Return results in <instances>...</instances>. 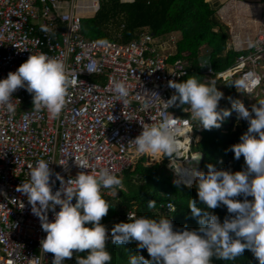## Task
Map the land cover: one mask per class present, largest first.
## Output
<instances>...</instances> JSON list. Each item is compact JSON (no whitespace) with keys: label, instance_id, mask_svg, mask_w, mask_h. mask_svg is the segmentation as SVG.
Masks as SVG:
<instances>
[{"label":"built area","instance_id":"obj_1","mask_svg":"<svg viewBox=\"0 0 264 264\" xmlns=\"http://www.w3.org/2000/svg\"><path fill=\"white\" fill-rule=\"evenodd\" d=\"M90 3L0 0V79L15 71L29 55L45 53L63 61L68 81L65 105L55 119L49 118L45 109L33 108L32 96L25 88L11 94L13 112L0 105V264H52L54 254L41 249L46 233L40 220L31 212L26 196L16 191L28 180L29 164L34 166L40 159L49 162L53 193L61 187L55 173L67 182L75 177L73 173L107 168L121 179L133 164L136 150L129 142L142 131V124L158 125L170 118L176 119L174 127L182 129L177 134L175 157H168L166 163V168L173 166L167 170L176 182L185 184L176 164L185 167L187 161L200 157L191 147L195 148L203 127L192 117L189 106L173 104L164 110L160 101H167L175 92L168 82H180L188 73L183 59H173L177 34L157 38L145 32L128 43L86 39L81 34V19L83 13L89 16L97 10L98 0L92 11L86 10ZM251 42L253 46L246 49L234 43L232 49L243 53L233 66L220 72L213 71L207 52L201 50L197 58L203 82L221 84L229 77L236 100L248 109L263 93L264 28ZM248 72L255 73L258 82L246 80L243 87H235ZM117 81L128 89L127 103L116 98L113 86ZM92 85L95 87L89 91ZM146 91L158 93L159 98L138 95ZM197 154L198 159H193ZM80 159L86 161L87 169L76 165ZM193 167L192 171H199ZM194 178L192 175L190 181ZM121 187L114 186V191L101 187L100 193L113 196ZM169 203L174 205L168 201V211ZM55 210L59 211L58 205ZM48 218L53 220L51 210ZM72 251V257L64 259H72L77 253Z\"/></svg>","mask_w":264,"mask_h":264},{"label":"clouds","instance_id":"obj_2","mask_svg":"<svg viewBox=\"0 0 264 264\" xmlns=\"http://www.w3.org/2000/svg\"><path fill=\"white\" fill-rule=\"evenodd\" d=\"M252 46L253 42L249 41V47ZM246 80L257 83L259 77L248 72L234 86L243 87ZM67 86L62 60L45 53L31 54L15 71L0 79V105L13 112L11 94L17 88H25L32 96L33 108L45 109L49 118L55 119L65 105ZM168 86L175 92L167 101L160 100L162 108L166 110L177 101L179 105L187 104L192 117L206 130L219 128L220 121L230 114L228 109L217 110L223 93L214 82L202 83L192 75L183 82L169 81ZM94 87L90 86L89 91ZM113 91L117 100L127 103L128 89L122 82H114ZM138 95L159 98L156 92ZM230 103L237 118L245 119L248 127L240 136V142L230 145L227 150L234 153L235 159L243 155L246 171L216 170L208 164L206 173L192 172L198 200L205 206L201 208L195 200L188 201L187 207L199 224L197 229L174 231L172 220L167 216L148 218L130 211L127 222L114 223L111 229H106L100 221L112 206L102 198L100 189L114 191V186L121 185L119 177L107 168H99L93 172H78L65 182L59 173H55L61 187L53 193L49 183L52 175L49 162L40 159L34 166L29 164L28 180L18 185L16 191L26 196L31 212L40 220L46 233L40 241L41 249L54 254L52 264H62L64 258L72 257V250H87L84 256H76V264H109L112 259L106 250L109 239L113 245L136 241V248L145 249L151 258L146 259L137 252L129 256L128 264H211L212 257L230 261L241 256L245 249L252 252L258 264H264V97L256 99V103L249 106L250 111L238 99ZM142 125L139 135L129 142L135 145L136 152L175 157L177 134L182 131L174 127L175 118L164 119L158 125ZM75 163L87 169L84 159ZM241 194L254 199L242 202L232 199ZM74 198L75 203L72 202ZM155 204L154 200L147 201L149 208ZM221 204L226 206L228 213L235 214L225 218L223 223L216 214L208 211ZM57 205L59 211L55 210ZM168 208L174 211L171 203ZM49 210L53 213L51 222ZM89 222L90 227L86 226Z\"/></svg>","mask_w":264,"mask_h":264},{"label":"trees","instance_id":"obj_3","mask_svg":"<svg viewBox=\"0 0 264 264\" xmlns=\"http://www.w3.org/2000/svg\"><path fill=\"white\" fill-rule=\"evenodd\" d=\"M89 2L91 3L86 10L92 11L96 8V0ZM216 10L206 0H132L130 2L98 0L97 10L81 19V34L86 39L119 43H128L145 32L157 38L177 34L173 59H183L188 70L187 75L180 82L195 75L200 82L205 83L197 67V58L201 50L208 53L214 72L233 66L237 56L243 53V51L236 52L228 46V27L217 19ZM215 86L223 93V97L218 101L221 109H225L227 98L236 100L230 82L215 83ZM176 105L182 108L186 104L179 105L177 101ZM222 120L219 128L210 130L203 128L200 131V139L195 146L202 155L199 170L206 173L207 165L211 164L216 170L246 171L243 155L235 159L234 153L227 149L230 145L240 142L239 138L247 131L248 122L242 118L238 119L234 110L230 114L228 123ZM167 159L168 157L163 155L161 161L146 164L141 155L124 171L121 178L122 187L113 196L101 194L102 198L112 206L100 221L106 229H111L114 223L127 222L126 215L129 211L148 218L167 216L172 220L174 231L199 227L197 218L191 215V210L187 207L189 199L195 200L198 207H205L198 200L196 181L191 186H185L172 179L170 177L172 173L166 168ZM232 199L242 202L244 199L252 201L253 197H244L241 194ZM149 200L156 201L153 208L147 206ZM168 201L173 202L174 211L165 208ZM208 211L216 214L221 223L225 218L235 215L228 213L226 206L222 204ZM86 226L90 227V222ZM137 243L132 241L113 245L110 239L106 241V250L112 257L109 264H128L129 256L137 252L146 259H151L145 249L136 248ZM86 252L87 250L77 251L72 259H64L62 264H76V256H84ZM211 264H258V260L250 250L245 249L241 256L230 261L212 257Z\"/></svg>","mask_w":264,"mask_h":264},{"label":"crops","instance_id":"obj_4","mask_svg":"<svg viewBox=\"0 0 264 264\" xmlns=\"http://www.w3.org/2000/svg\"><path fill=\"white\" fill-rule=\"evenodd\" d=\"M206 1L211 7L217 9V19L228 27V46L231 48L234 43L239 49L249 48V41L253 40L259 29L264 28V0Z\"/></svg>","mask_w":264,"mask_h":264},{"label":"rangeland","instance_id":"obj_5","mask_svg":"<svg viewBox=\"0 0 264 264\" xmlns=\"http://www.w3.org/2000/svg\"><path fill=\"white\" fill-rule=\"evenodd\" d=\"M78 2L80 3V0H75V3L76 4H78ZM86 3H89V2H86V1H81V4H86ZM84 14V16L86 17V15L88 16V14H87V12H85V13H83ZM229 83V82H228ZM231 84H232V82H230ZM233 85V84H232ZM261 91L263 92L262 93V95L261 94H259V96L257 97V99H259L260 97L262 98V97H264V85L261 87ZM236 97V96H235ZM232 98V97H231ZM231 100H233V98L232 99H230V97L229 98H227V104H226V107H225V109H228L229 110V113L231 114V112H232V109H231V103H230V101ZM230 114L227 116V117H225L224 118V120H222L224 123H228V121H229V118H230ZM199 139H200V137H199ZM193 150H195V148H194V146H192L191 147ZM199 151V150H198ZM200 152V151H199ZM141 155H143V157H144V159H145V163L146 164H150V163H157V162H159V161H161V159H162V157H160L159 155H151V154H146V153H138V152H135L134 153V161H133V163H135V161L136 160H138L139 158H140V156ZM200 155H201V152H200ZM156 156H158V157H156ZM198 170H199V168H198ZM200 171V170H199ZM73 176H76V173H73ZM170 177H172V179H176L172 174H171V176ZM177 180V179H176ZM196 181V179L194 178L192 181H189L188 183H182L183 185H185V186H191L194 182ZM253 199H254V197H253Z\"/></svg>","mask_w":264,"mask_h":264},{"label":"bare ground","instance_id":"obj_6","mask_svg":"<svg viewBox=\"0 0 264 264\" xmlns=\"http://www.w3.org/2000/svg\"><path fill=\"white\" fill-rule=\"evenodd\" d=\"M198 140H199V138H198ZM176 166H177V169H178V171H179V174L180 173H182L181 174V179L185 182V183H188L191 179H192V168H194L193 166H195V163H193L192 162V164H190V165H187V166H182V165H178V164H176Z\"/></svg>","mask_w":264,"mask_h":264},{"label":"water","instance_id":"obj_7","mask_svg":"<svg viewBox=\"0 0 264 264\" xmlns=\"http://www.w3.org/2000/svg\"><path fill=\"white\" fill-rule=\"evenodd\" d=\"M228 82H230V78L229 77H227L225 83H228ZM220 109H221V107L218 105V111ZM201 160H202V155H200V157H199L198 160H189V161H187L186 162V165H190L193 162V163H195V166H197L198 168H200ZM167 169L171 171L173 169V166H167Z\"/></svg>","mask_w":264,"mask_h":264}]
</instances>
